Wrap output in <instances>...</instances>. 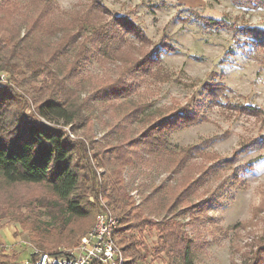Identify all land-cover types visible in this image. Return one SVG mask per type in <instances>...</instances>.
Returning <instances> with one entry per match:
<instances>
[{
    "label": "rangeland",
    "instance_id": "374dc122",
    "mask_svg": "<svg viewBox=\"0 0 264 264\" xmlns=\"http://www.w3.org/2000/svg\"><path fill=\"white\" fill-rule=\"evenodd\" d=\"M42 1L0 0L4 8L0 10V26L10 24L6 21L9 16L22 22L26 15L35 13ZM50 1L57 6L51 11L52 25L86 7L89 17L98 16L101 24L112 23L116 16L133 21L144 29L147 40L142 43L126 33L127 41L119 55L132 61L139 53L149 51L163 65L142 72L143 81L131 95L111 100L103 111L98 109L102 121L109 116L121 119L119 127L112 126L114 120L106 125L100 120L74 130L64 126L69 136L84 141L87 151L92 146L101 154L108 140H127L134 134L130 133V129L136 128L132 118L123 121L130 108L129 100L151 102L149 108L156 111V116L162 115L160 110L185 105L197 110L198 120L172 132L168 138L173 151L188 148L192 153L174 152L176 162L180 159L181 163L172 172L159 165L128 166L126 179L131 194L138 200L135 188L162 180H168L176 190L188 186L195 192L192 200L197 207L193 214L188 212L190 217L180 221L196 243L195 263L264 264V47L254 46L247 35L250 28L264 29V7L237 5L233 0ZM12 2L16 4L11 6ZM208 19L215 20L219 28L208 24ZM19 33L23 35L24 25H20ZM42 36L43 43L50 37L49 31ZM115 64L124 65L119 56L115 61L102 59V64L94 58L88 60L83 68L86 86L119 73L114 70ZM132 74L124 77L129 79ZM135 76L140 78V74ZM0 85L22 94L18 108L23 107L25 112H34L42 98L37 87L33 93H27L24 86H15L7 71L0 70ZM115 103H119L117 108L112 107ZM86 135L88 139L84 138ZM92 166L96 167L93 161ZM96 169L99 175L102 168ZM46 195L49 196L47 189L41 183H8L0 179V254L14 256L15 264L30 258L36 250L28 225L53 230L48 223L53 221L52 211H47L43 201ZM111 208L122 219L121 212ZM93 216L94 213L73 219L70 228L77 232L74 242L59 244L55 253L73 249ZM151 234L146 236L149 246L155 240ZM120 236L121 230L119 245ZM154 257L149 251L145 262L138 264H166L164 257Z\"/></svg>",
    "mask_w": 264,
    "mask_h": 264
},
{
    "label": "trees",
    "instance_id": "16d2710c",
    "mask_svg": "<svg viewBox=\"0 0 264 264\" xmlns=\"http://www.w3.org/2000/svg\"><path fill=\"white\" fill-rule=\"evenodd\" d=\"M43 1L35 13L26 15L22 22L9 16L6 21L10 24L0 26V70L8 72L15 86H24L23 91L33 93L37 87L38 94L42 95L35 111L25 112L23 107L18 108L22 94L0 85V179L8 183H41L49 195L44 196L43 201L47 211H52L53 221L48 223L53 230H38L28 225L33 247L55 253L59 244L72 245L77 235L70 228L72 220L94 213L88 230L102 208L99 198L102 197L122 215V264L145 262L149 251L153 257H164L166 264H196V243L180 221L189 216L188 212L194 213L197 206L192 196L195 192L180 184L176 190L175 185L162 180L135 188L136 200L126 179V168L142 164L159 165L168 172L175 170L181 160L176 162L174 152L192 151L188 148L173 151L169 135L198 120L199 112L185 105L160 110L158 113L162 115L156 116V111L149 108L151 102L129 100L130 108L123 121L132 118L136 128L130 129V133L134 134L127 140H108L101 154L92 146H88L87 151L84 141L71 138L63 127L74 130L90 123L94 125L102 118L99 108L103 111L111 100L131 95L143 81L142 72L163 68V65L161 59L149 51L139 53L132 61H128L126 55H119L127 41L126 33L142 43L147 40L144 29L133 21L116 16L112 23L101 24L98 16L89 17L86 7L52 25L51 11L57 6L53 1ZM233 1L237 5L264 7V0ZM14 4L16 2L10 3ZM0 10L4 11L2 4ZM207 23L216 28L220 26L213 19H208ZM20 25H24L22 36ZM224 28L231 29V26ZM45 31H49L50 37L42 43ZM247 35L254 46L264 47V29L250 28ZM118 56L124 64L122 67L115 64L114 70L119 73L86 86L83 68L88 60L94 58L102 64V59L115 61ZM125 74L133 77L128 79ZM135 74H140V78ZM31 83L35 85L30 86ZM118 106L119 103H115L112 107ZM113 120L112 126L119 127L121 119L115 116L101 122L106 125ZM89 135L84 138L88 139ZM92 161L96 167L92 166ZM96 168H102L99 175ZM150 233L155 235L151 246L146 240ZM0 257V264H15L14 256L0 254Z\"/></svg>",
    "mask_w": 264,
    "mask_h": 264
},
{
    "label": "built area",
    "instance_id": "2783aa9c",
    "mask_svg": "<svg viewBox=\"0 0 264 264\" xmlns=\"http://www.w3.org/2000/svg\"><path fill=\"white\" fill-rule=\"evenodd\" d=\"M101 206L93 225L80 235L73 249L62 253L36 249L33 256L19 260L17 264H122L118 241L122 219L106 201L101 200Z\"/></svg>",
    "mask_w": 264,
    "mask_h": 264
}]
</instances>
